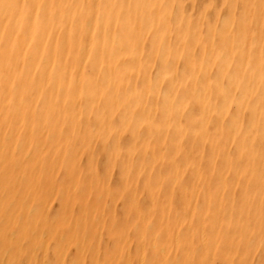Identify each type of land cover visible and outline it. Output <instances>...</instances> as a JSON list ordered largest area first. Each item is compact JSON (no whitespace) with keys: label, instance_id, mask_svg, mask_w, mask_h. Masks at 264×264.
<instances>
[{"label":"rangeland","instance_id":"rangeland-1","mask_svg":"<svg viewBox=\"0 0 264 264\" xmlns=\"http://www.w3.org/2000/svg\"><path fill=\"white\" fill-rule=\"evenodd\" d=\"M263 1L0 0V264H264Z\"/></svg>","mask_w":264,"mask_h":264},{"label":"bare ground","instance_id":"bare-ground-1","mask_svg":"<svg viewBox=\"0 0 264 264\" xmlns=\"http://www.w3.org/2000/svg\"><path fill=\"white\" fill-rule=\"evenodd\" d=\"M73 1H75V0H73ZM249 1V0H248ZM251 2V1H250ZM264 2V1H263ZM258 3V2H257ZM127 4V3H126ZM246 4V3H245ZM250 4V3H249ZM248 4V5H249ZM253 4H255V3H253ZM251 6V5H250ZM254 8V7H253ZM256 8V7H255ZM245 9H247V8H245ZM257 9V8H256ZM250 10V9H249ZM252 10V9H251ZM263 11H264V9H263ZM255 13H257L256 11H255ZM261 13V12H260ZM258 14V13H257ZM259 16V15H258ZM264 18V17H263ZM241 21V20H240ZM245 20H243V22H244ZM242 22V23H243ZM260 22V21H259ZM76 23V22H75ZM251 23V22H250ZM264 23V22H263ZM242 25V24H241ZM262 27H264V24L262 25ZM263 29V28H262ZM125 33H127V32H125ZM124 33V34H125ZM130 33V32H129ZM42 34V33H41ZM45 33H43V35H44ZM133 34V33H132ZM240 34V33H239ZM129 35V34H128ZM46 36V35H45ZM44 36V37H45ZM41 37V36H40ZM245 37V36H244ZM49 38V37H48ZM242 38V37H241ZM44 39V38H43ZM236 39V38H235ZM48 40V39H47ZM50 40H51V38H50ZM86 40V39H85ZM243 40V39H242ZM250 40H251V38H250ZM239 41H241L240 39H239ZM43 42V41H42ZM52 42V41H51ZM245 42V41H244ZM47 43V42H46ZM45 43V44H46ZM77 44H78V42H77ZM77 47H78V45H76ZM245 46V45H244ZM96 47V46H95ZM257 47V46H256ZM75 48V47H74ZM96 49V48H95ZM80 50V49H79ZM81 52V51H80ZM79 53V52H78ZM243 53V52H242ZM256 53V52H255ZM240 54V53H239ZM79 55V54H78ZM243 56V55H242ZM254 56V55H253ZM260 57V56H259ZM95 58V57H94ZM246 58V57H245ZM92 63H93V61H92ZM103 67V66H102ZM103 72H104V70H103ZM91 73V72H90ZM93 78V77H92ZM233 130V129H232ZM233 132V131H232ZM241 158V157H240ZM239 162V161H238ZM230 164V163H229ZM247 164V163H246ZM232 166V165H231ZM234 166V165H233ZM241 166V165H240ZM244 168V167H243ZM241 170H242V168H240ZM232 170V169H231ZM245 170V169H244ZM249 170H251V169H249ZM238 171V170H237ZM236 171V172H237ZM239 172H240V170H239ZM249 173V172H248ZM246 174V173H245ZM244 173H243V175H245ZM253 174V173H252ZM236 175V174H235ZM245 177H246V175H245ZM233 178V177H232ZM244 178V177H243ZM254 178V177H253ZM250 180V179H249ZM244 182V181H243ZM248 182V181H247ZM245 183V182H244ZM264 185V184H263ZM247 186V185H246ZM242 190V189H241ZM252 191V190H251ZM258 191V190H257ZM254 192V191H253ZM246 194V193H245ZM251 194V193H250ZM264 204V203H263ZM202 218V217H201ZM212 218V217H211ZM220 220V219H219ZM234 221V220H233ZM261 223V222H260ZM219 225V224H218ZM212 226V225H211ZM248 226V225H247ZM246 228V227H245ZM43 236V235H42ZM249 245V244H248ZM206 249V248H205ZM210 249V248H209ZM44 251V250H43ZM240 254V253H239ZM191 261V260H190ZM262 264V263H261Z\"/></svg>","mask_w":264,"mask_h":264}]
</instances>
